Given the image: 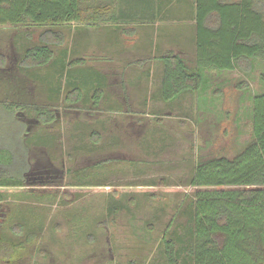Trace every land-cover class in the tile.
<instances>
[{
    "label": "rangeland",
    "instance_id": "rangeland-1",
    "mask_svg": "<svg viewBox=\"0 0 264 264\" xmlns=\"http://www.w3.org/2000/svg\"><path fill=\"white\" fill-rule=\"evenodd\" d=\"M183 6L185 16L174 28L168 27L164 45L158 42L149 49L141 42L127 45L115 35V47L109 49L115 62L106 66L99 62L107 57L95 27L74 24L70 29H56L64 34L65 42L53 49L66 63L40 66L30 74L22 69L19 58L27 48L41 44L46 29L0 28V52L13 56L7 59L13 70L7 74L5 91L0 88L3 94L14 95V81L21 73L41 83L43 89L38 91L39 83L26 82L33 90L36 85L39 104L63 101L75 87L85 94V102L68 107L72 110L60 115L55 125L38 130L34 125L30 131L24 119L37 118L34 109H17L9 115L0 104V161L5 163V174L24 176L40 151L34 145L46 144L64 170L73 168L82 175L70 173L66 182L71 187L61 190L0 187L5 196L0 202V233L17 246L5 245L0 264H165L162 239L189 236L192 217L186 210L195 191L189 184L194 169L214 157L232 158L252 140L251 98L264 92V83L260 66L250 75L213 72L206 91L186 94L172 103L162 101L160 55L171 49L190 61L195 56V5L187 0ZM126 14L143 17L136 10ZM126 46L133 51L122 54ZM79 57L87 58L85 66L68 64ZM141 59L144 64L138 68ZM111 69L128 72V84L140 89L141 96L134 91L132 102L124 100L120 86L114 87L120 78L106 74L113 73ZM139 73L147 76L137 82ZM98 88L105 89L108 101L117 103L115 111L100 113L89 104ZM145 96L148 103H144ZM96 131L102 135L99 142L92 138ZM27 132L29 140L25 141ZM79 183L87 187H74ZM101 184L111 188H98ZM21 224L24 229L15 234L13 228Z\"/></svg>",
    "mask_w": 264,
    "mask_h": 264
},
{
    "label": "trees",
    "instance_id": "trees-1",
    "mask_svg": "<svg viewBox=\"0 0 264 264\" xmlns=\"http://www.w3.org/2000/svg\"><path fill=\"white\" fill-rule=\"evenodd\" d=\"M103 1L0 0V28L46 29L41 44L27 48L19 58L22 69L32 74L40 66L66 63L53 49L65 42L64 34L56 29L94 22L99 9L114 5V0ZM193 2L195 56L190 61L174 50L160 55L158 90L162 101L172 103L186 94L206 91L213 72L241 71L250 75L260 66L264 83V0ZM85 13L92 14L86 17ZM86 60L79 57L68 64L81 67ZM5 63L7 59L0 55V67ZM122 86L125 89V80ZM104 93V88L94 89L89 102L99 104ZM84 95L82 88L75 87L63 101L67 105L85 102ZM251 100L252 140L232 158L214 157L196 165L189 183L195 191L186 210L192 217L189 236L186 240L167 236L162 239L165 264H264V92L253 95ZM63 101L52 105L63 106ZM0 104L12 115L19 108H29L31 103L12 95L5 96ZM38 115L47 121L44 112ZM101 136L96 131L92 138L99 142ZM5 173V163L0 161V186H25L23 176ZM4 197L0 192V202ZM17 225L13 228L15 234L25 227ZM7 243L16 249L15 243L0 233V255Z\"/></svg>",
    "mask_w": 264,
    "mask_h": 264
},
{
    "label": "crops",
    "instance_id": "crops-1",
    "mask_svg": "<svg viewBox=\"0 0 264 264\" xmlns=\"http://www.w3.org/2000/svg\"><path fill=\"white\" fill-rule=\"evenodd\" d=\"M185 1L187 0H141L139 1V3H142L143 5H139L137 0H114L112 3L114 4L113 6L105 9L101 8L99 9V11H97V13L95 14L96 19L94 20L93 23H91L90 21L86 24L72 23L71 25L64 27L70 29L71 26H73L74 24H76L77 26L83 25L84 28H87V26L95 27V30L98 31L99 36L101 37L102 40V47H101L102 52L107 57L105 59L106 61H99V62H101L102 65L106 66L108 64H112L115 62L114 58L116 57H113L114 55L112 54V51L111 52L109 51L110 47L112 46L115 47L114 45L115 35H119L120 39L122 40L121 43L127 45L128 43H131L133 45V44H137V42H141L147 44L146 45L147 49L151 48L153 45H156L158 42H160L161 45H164L165 42L167 41L168 27L174 28L175 26H177L176 25L177 20L179 21V19H183L185 16L184 6H183ZM101 2L104 3L103 0H101ZM130 3H132L133 5H130ZM130 10L131 11L136 10L141 15H143L144 17L143 22L139 20L140 18L143 17L137 18L138 16L127 15L126 13L129 12ZM119 13H122V15L118 16ZM90 14L92 13H85L84 16L87 17ZM170 31H173V29H170ZM132 45L129 44L130 47H132ZM106 46L108 47V49L106 48ZM126 48L127 49H125L124 52H122V54L133 51L130 50V48H128L127 46ZM106 50L110 52L111 56H107ZM154 50L156 51V47ZM167 50H171V49H167ZM143 64L144 62L142 61V59L141 61H138V68L140 67V65ZM133 65H137V64H133ZM111 70H113V73L103 72V74L106 73L109 77H111V79L112 78L115 79L116 77L120 78L119 82L121 83L114 85V87L120 86L119 91L125 93V95H123V97L125 98L124 100L126 101L129 100L130 102H132V95L134 91H135V95L137 93V95L141 96L140 89H135V86L131 87L128 84L130 82L129 77L128 78L126 77L129 74L128 72L124 75V69H115V70L111 69ZM138 71L142 73V69ZM140 73L135 77V81L137 82L142 80V78H144L145 76H147L145 74H140ZM123 80H125L126 82L125 89L122 86ZM111 87L112 86H110V88ZM144 91L146 96H148L147 87L144 89ZM115 95L116 96L114 97L119 98L118 94ZM107 97L109 98V95L105 91L104 97L101 99L99 104L96 105L94 104L95 107L100 109V113H105V111L109 113V110L110 112H112L115 111L118 107L116 105L117 104L116 102H114L113 100L108 101ZM144 103H148L147 98L145 99ZM89 104H92V102H89ZM102 185L103 184L99 185L98 188H105V189L111 188L110 186H105V185L102 186ZM67 187H71V186L67 185ZM74 187L80 188L87 186H84V184L83 185L80 184V186L74 184Z\"/></svg>",
    "mask_w": 264,
    "mask_h": 264
},
{
    "label": "flooded vegetation",
    "instance_id": "flooded-vegetation-1",
    "mask_svg": "<svg viewBox=\"0 0 264 264\" xmlns=\"http://www.w3.org/2000/svg\"><path fill=\"white\" fill-rule=\"evenodd\" d=\"M8 54V53H7ZM6 53H2L0 52V55L5 56L6 59L9 60V57L11 56L13 58V56L10 54L9 56H7ZM13 63V62H12ZM6 65L3 67H0V80L2 79V82L0 81V88L2 87L5 91L6 87H7V74L9 72L12 73L13 70V66H11L10 64L5 63ZM24 74V75H23ZM19 77H17V79H15L14 82H16L17 84H15V88L17 89V91H15L14 95L16 96L17 99H19L21 102H25L27 101L28 103H31L29 108L23 110L21 108H19L17 111L19 112H24L27 111L28 109H34L36 111L37 114V118L35 117H26L24 120L27 121L28 125H26V130H32L34 125L35 127L38 129H44L48 126L51 125H55L56 122L61 120L60 115H66L67 116V111H71L72 109L68 108L71 107L72 105H75V103H70L69 105L65 104L64 101L62 103L63 106L54 108V106L52 107V103L50 104H39L37 103V101L35 100L37 95V91H36V85L34 86V90L33 87L29 86L28 84H26V82L28 83L29 80H32L33 78H30L29 75L27 73H21L18 75ZM28 76V77H27ZM32 76V75H30ZM30 78V79H29ZM35 80V79H33ZM37 83H39L37 85L38 91H42L43 87L41 86V83L38 80H35ZM4 82V84H2ZM22 83V84H21ZM14 84V83H12ZM20 84V85H18ZM3 92L0 91V95H2ZM4 96H6L7 94L4 93ZM38 96V95H37ZM33 98V99H32ZM49 98V97H48ZM49 100L52 101V98H49ZM65 109L64 114H62V112H60L59 110H63ZM44 112V115L46 117V120H43L38 113L39 112ZM89 112V111H88ZM30 132H27V137L24 138L25 141L29 140V135ZM36 149H40V151H36L37 153L35 154V160L33 162V164H30L29 169L25 172L24 180H25V186L28 189H33V188H37V187H43V188H54L55 190H61L64 187H67V182L66 180L68 179V175L70 173H80L81 171H76V169L73 168H68L66 170H64V164L60 166L59 161L57 159H55V157H53V155L51 154V152L49 153V146H47L46 144L44 145H34ZM54 146V145H52ZM55 150V146L52 147ZM34 150V149H33ZM53 150V151H54ZM57 152V150H56ZM55 153V151H54ZM69 154H71L69 152ZM69 156V155H68ZM62 157V156H61ZM64 157V156H63ZM65 162V160H63V163ZM80 170V169H79ZM28 175V177H27ZM27 177V178H26ZM26 178V179H25ZM22 186V187H25ZM3 187V186H0ZM65 189V188H64ZM34 192V191H31ZM60 191H56V193H58ZM63 191L62 193L65 194Z\"/></svg>",
    "mask_w": 264,
    "mask_h": 264
}]
</instances>
